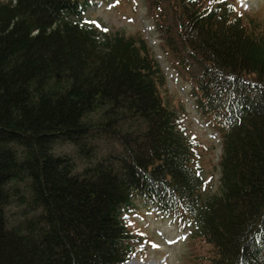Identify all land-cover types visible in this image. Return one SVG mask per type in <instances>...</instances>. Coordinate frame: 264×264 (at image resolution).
Wrapping results in <instances>:
<instances>
[{
  "label": "trees",
  "instance_id": "16d2710c",
  "mask_svg": "<svg viewBox=\"0 0 264 264\" xmlns=\"http://www.w3.org/2000/svg\"><path fill=\"white\" fill-rule=\"evenodd\" d=\"M96 0H0V264H127L138 197L193 226L208 264H264V33L235 0H150L221 125V190L163 100L142 35L83 16Z\"/></svg>",
  "mask_w": 264,
  "mask_h": 264
},
{
  "label": "rangeland",
  "instance_id": "374dc122",
  "mask_svg": "<svg viewBox=\"0 0 264 264\" xmlns=\"http://www.w3.org/2000/svg\"><path fill=\"white\" fill-rule=\"evenodd\" d=\"M149 1L96 0L83 16L102 30L120 29L147 39L165 72V83L160 85L163 100L179 113L182 127L197 144L194 164L203 171L202 195L207 198L221 190V125L197 105L195 75L200 71L199 64L190 60L187 67H181L162 45V30ZM235 1L244 22L264 33V0ZM132 207L124 214L135 242V252L127 264H208L203 258L210 255V247L194 237L193 226L163 215L156 205L141 197Z\"/></svg>",
  "mask_w": 264,
  "mask_h": 264
}]
</instances>
